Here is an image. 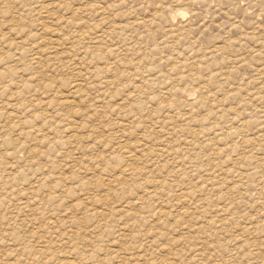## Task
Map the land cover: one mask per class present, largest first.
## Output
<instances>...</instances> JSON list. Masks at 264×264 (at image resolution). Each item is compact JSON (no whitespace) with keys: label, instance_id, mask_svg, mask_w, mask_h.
I'll list each match as a JSON object with an SVG mask.
<instances>
[{"label":"rangeland","instance_id":"1","mask_svg":"<svg viewBox=\"0 0 264 264\" xmlns=\"http://www.w3.org/2000/svg\"><path fill=\"white\" fill-rule=\"evenodd\" d=\"M0 48V264H264V0H0Z\"/></svg>","mask_w":264,"mask_h":264},{"label":"bare ground","instance_id":"2","mask_svg":"<svg viewBox=\"0 0 264 264\" xmlns=\"http://www.w3.org/2000/svg\"><path fill=\"white\" fill-rule=\"evenodd\" d=\"M91 9V8H90ZM104 9V8H103ZM92 10V9H91ZM94 10V9H93ZM47 28V27H46ZM46 28H44V29H46ZM56 29V31H57V28H55ZM49 31H50V27H49V29H48ZM53 30V29H52ZM46 31H47V29H46ZM44 33H46L45 32V30H44ZM50 33V32H49ZM51 34V33H50ZM53 34V33H52ZM52 41L54 40V38L52 39V38H50ZM56 39V38H55ZM46 40H48V39H46ZM51 40H50V42H51ZM50 44V43H49ZM57 44V43H56ZM97 44V43H96ZM54 46H55V41H54V44H53ZM52 45V46H53ZM56 47V46H55ZM54 47V48H55ZM98 47H100V46H98ZM41 48V47H40ZM1 49V48H0ZM21 49V48H20ZM56 49H57V47H56ZM56 51H58V50H56ZM56 51H55V53H56ZM54 52V51H53ZM52 52V53H53ZM51 53V52H50ZM51 53V54H52ZM17 54V53H16ZM32 54V53H31ZM58 54V53H57ZM60 54V53H59ZM19 56V55H18ZM42 56V55H41ZM21 57V56H20ZM38 58H41V57H38ZM37 59V58H36ZM18 62V61H17ZM41 63V62H40ZM37 64V63H36ZM39 65V64H38ZM44 65V64H43ZM17 67V66H16ZM38 67V66H37ZM41 67V66H40ZM40 73V72H39ZM42 75V74H41ZM264 79V78H263ZM49 86V85H48ZM52 87V86H51ZM68 102V101H67ZM71 103V102H70ZM47 105V104H46ZM128 130V129H127ZM22 131V130H21ZM146 144V143H145ZM129 147V146H128ZM127 148V147H126ZM135 153V152H134ZM131 162V161H130ZM133 165V164H132ZM136 169H137V167H136ZM145 177V176H144ZM158 182V181H157ZM156 184H158V183H156ZM162 186V185H161ZM155 187V186H154ZM156 188V187H155ZM158 188H159V186H158ZM158 193V192H157ZM161 215V214H160ZM105 217V216H104ZM26 221V220H25ZM159 233V232H158ZM57 236V235H56ZM144 261V260H143Z\"/></svg>","mask_w":264,"mask_h":264}]
</instances>
